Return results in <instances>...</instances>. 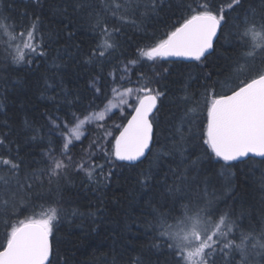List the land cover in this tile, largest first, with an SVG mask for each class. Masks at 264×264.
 <instances>
[{"label":"snow or ice","instance_id":"obj_1","mask_svg":"<svg viewBox=\"0 0 264 264\" xmlns=\"http://www.w3.org/2000/svg\"><path fill=\"white\" fill-rule=\"evenodd\" d=\"M35 2L39 5L40 0ZM159 2L73 0V12L87 9L91 30L100 35L85 62L99 66L101 80L104 78V64L111 61L119 48L117 33L121 27L128 23L136 25L137 15L146 18L155 14ZM225 8L238 12L244 8L243 0H228L226 5H217L213 0H180L178 9L182 23L173 26L164 38L139 49L135 59L123 64L119 69L120 83H117L115 70L108 73L112 80V98L103 110L92 109L83 118L74 113L71 123L60 121L59 117L49 118V143L42 153L41 167L31 169L19 156L18 149L13 157L5 143L7 137H0V148L7 149L8 153L0 155V226L4 229L0 264H51L50 237L61 212L53 203L37 204L36 201L43 199L45 185L51 192L53 185L58 189L61 181L70 183L73 174H83L97 188L104 186L112 174L111 169L105 173V164L111 165L113 157L117 161L141 163L142 158H152L149 169L140 174L139 183L142 188L155 187L161 200L160 206L150 203L151 216L155 221L154 225L149 224L154 234L153 248L166 247L175 264H218L220 260L224 264H233L229 257L235 250L240 251L242 264H250L245 245L248 236L242 233L241 242L235 243V222L230 214L213 207L215 197L208 194L207 187L201 194L199 185H196L194 202L190 178L191 181L198 179L205 160L223 161L221 167L225 170L235 167L233 162L236 161L264 165V7L259 12L255 9L245 11L242 22L236 26L233 38L237 41L236 47L242 51L225 70L226 79L205 87L201 99L185 91L181 98L184 111L169 132L170 146L161 145L159 151L153 152L159 143L154 110L158 113L157 100L164 92L153 86L152 77L143 73L135 87H126L123 83L130 81V66L134 67L142 60L155 64L175 57L195 61L197 66L203 65L215 51L214 40L218 39V30L225 21ZM63 11L67 13V7ZM109 17L120 22L119 25L114 22L110 26ZM39 30V16L31 17L28 23L17 24L0 12V33L7 36L10 46L16 50L12 56L14 64H30L37 56L47 55L43 37L37 41ZM217 86L221 88L220 92H217ZM92 87L97 94H103L96 80L92 81ZM115 108L120 109L121 115L126 108L131 109L126 123L115 125L120 129L118 135L100 123ZM204 113L206 117L201 120ZM91 124H95L99 131L88 147L83 148L79 156H74V142L82 140L86 125ZM53 133L60 138L59 150L51 141ZM31 139L42 141L44 136L38 129H33ZM189 145L198 149L200 154L190 152ZM194 155L195 159L192 158ZM98 156L103 162L97 161ZM177 156L176 166L169 165L163 177L156 179L152 166L160 167L164 157L176 160ZM256 158L260 159L257 161ZM33 196L36 200L32 199ZM25 212L30 214L25 215ZM156 240L161 243H156ZM257 246L261 249L257 255L264 256V243L252 245ZM133 264L142 262L137 258Z\"/></svg>","mask_w":264,"mask_h":264},{"label":"trees","instance_id":"obj_2","mask_svg":"<svg viewBox=\"0 0 264 264\" xmlns=\"http://www.w3.org/2000/svg\"><path fill=\"white\" fill-rule=\"evenodd\" d=\"M213 2L226 5L228 0ZM72 3L73 0H40L38 5L35 0H0V12L17 24L28 23L33 16L40 17L37 41L43 37V47L47 53L43 57L37 56L30 64L17 65L12 62L13 51L8 53L0 47V137H7L5 143L11 149V155L15 157L18 149L19 156L31 169L42 166V153L49 143L50 117H59L71 123L74 113L82 117L92 109H102L112 97V80L108 73L115 70V74H119L123 64L138 56L139 49L164 38L173 26L182 23L178 9L180 0H160L155 14L146 18L137 15L136 25L124 24L117 33L119 48L111 61L104 64V78L101 80L99 66L85 62L100 35L91 30L87 9L73 12ZM243 3L244 8L238 12L225 8V21L215 51L203 65L163 59L155 64L142 60L133 68L134 81L139 80L143 73L152 77L153 86L164 92L158 98L159 111L155 114L159 143L153 148L154 153L159 151L161 145L170 146L169 132L184 111L181 98L185 91L201 99L205 87L226 79L225 70L242 51L236 47L237 41L233 38L236 26L242 22L245 11L255 9L259 12L264 7L262 0H243ZM65 7L67 13L63 11ZM114 22L120 23L109 17V25ZM93 80H96L103 94L95 92ZM216 90L220 92L221 88L217 86ZM130 112L114 118L121 124L126 123ZM204 117L206 113L201 120ZM33 129H38L44 136L42 141L31 139ZM51 141L59 150V136L53 133ZM189 151L200 154L191 145ZM7 154V149L0 148V155ZM192 158L195 159V155ZM112 160L111 165L105 164V173L111 169L112 174L106 184L99 188L87 181L83 174H73L70 183L61 181L58 189L53 185L51 192L45 185L43 199L36 201L37 204L53 203L61 212L51 236V264H133L137 258L142 264H175L166 247H152L154 234L149 224L154 225L155 221L151 216L150 203L160 206L161 200L155 187L142 188L139 183L140 174L149 169L152 158L136 166L117 161L114 157ZM178 160V156L176 160L164 157L160 167L153 165L156 179L163 177L169 165L175 167ZM97 161L103 162L99 156ZM222 164L223 161L207 160L202 163L197 184L200 193L203 194L204 186L210 189L208 194L215 198L218 196L216 190L220 191V197L216 200L217 209L228 212L239 229L244 231L243 234L248 236L245 245L249 262L261 264L264 256H258L256 247L252 245L257 240L263 243L264 165L233 162L235 167L225 170ZM208 178L212 183L204 185ZM190 182H193L191 178ZM152 183L155 184V180ZM192 185L194 197L196 183ZM32 199L36 200V197ZM36 211H40L39 207ZM3 236L4 229L0 226V243ZM241 238V234L236 235L235 243L239 244ZM156 243L161 242L156 240ZM254 253L257 256L251 260L250 256ZM229 259L233 264H242L239 250H235ZM218 264H224V261L220 260Z\"/></svg>","mask_w":264,"mask_h":264},{"label":"rangeland","instance_id":"obj_3","mask_svg":"<svg viewBox=\"0 0 264 264\" xmlns=\"http://www.w3.org/2000/svg\"><path fill=\"white\" fill-rule=\"evenodd\" d=\"M0 47L3 48V49H6L5 51L8 52V53H9L10 51H13V54H16L15 47H14V46H10V42H9L7 36H5L3 33H0ZM23 51H24L25 53H28V50H27V49H24ZM135 66H136V65H135ZM135 66H134V67H135ZM134 67H131V66H130V68H131V70H130V72H129L130 81H129V80H125V81L123 82L124 85H125L126 87H135V86H136V81H134V80L132 79V70H133ZM115 75H116V77H117V83H120V81H119L120 73H119V74H115ZM111 87H112V86H111ZM111 98H112V97H111ZM104 107H105V106H104ZM104 107H103L102 109H100V110H103ZM128 111H131V109H130V108H126L125 111H124V114L121 115V113H120V109H119V108L112 109V110H111V113L107 114L106 117H105V120L102 121V122H100V123H104V124L106 125V127L110 128V129L113 131V134H114V135H117V130H118V132H119L120 129L116 128L115 125H117V124H121V123L119 122L118 119H116V118H114V117H115L116 115H120V116L122 117V116H124V115L126 114V112H128ZM81 118H83V116H82ZM60 121H63V120L60 119ZM86 129H87V130H86V132H85V136L82 138V140L79 141V142H74V143H75V147L72 148V154H73L74 156H79V155L81 154L82 149L88 147L90 140L93 139V138L95 137L96 133L99 131V129L96 128V125H95V124L86 125ZM118 134H119V133H118ZM56 135H58V134H56ZM109 139H111V138H109ZM213 180H214V179H213ZM206 181H207V183H208V182H209V183H212V181H211L210 178H208ZM192 183H193V184L196 183V185H197V184L199 183V181H198V179H197V180L193 181ZM203 184L206 185L205 182H204ZM204 188H205V186H204ZM203 190H204V189H203ZM208 190H210V189H207V191H208ZM193 191H194V190H193ZM194 192H196V191H194ZM216 193L218 194V196L215 198V203H214V205H213L214 208H218V204L216 203V200L220 197V195H219L220 191H219V190H216ZM193 198L196 200V196H194ZM230 218H231V216H230ZM231 219H232V218H231ZM232 220H233V219H232ZM233 221H234V220H233ZM234 222H235V221H234ZM243 232H244V231H243V230L241 231V230L239 229L238 225L235 223L234 236H236V235H240V234H242ZM262 241H263V243H264V234H263ZM257 242L262 243V242L259 241V240H257ZM256 250H257V253L261 252V249H260L258 246L256 247ZM256 256H257V255H255V253H254L253 255L250 256V259L252 260V258H253V257L255 258ZM258 256H259V255H258ZM260 256H261V255H260ZM235 264H239V263H235ZM250 264H251V262H250Z\"/></svg>","mask_w":264,"mask_h":264},{"label":"water","instance_id":"obj_4","mask_svg":"<svg viewBox=\"0 0 264 264\" xmlns=\"http://www.w3.org/2000/svg\"><path fill=\"white\" fill-rule=\"evenodd\" d=\"M222 28H223V22H222V27L220 30H218V33H217V37L219 39L220 35H221V31H222ZM218 39L214 40V46H216V43L218 41ZM164 60H168V61H171V62H184V63H193L195 61H187V60H183L182 58H175V57H169V58H166ZM157 108H159V99L157 100ZM156 110H154V115L156 114ZM130 118V117H129ZM256 159H260V158H256ZM143 161H145L146 159H143ZM122 163H125V164H128V165H132V164H139L141 163L140 161H137V162H127V161H120ZM236 162H240V161H236ZM50 244H51V255H50V261L52 260V255H53V246H52V239L50 237Z\"/></svg>","mask_w":264,"mask_h":264}]
</instances>
